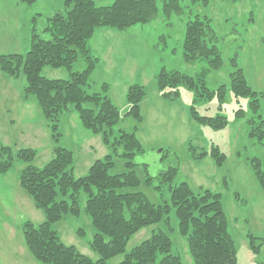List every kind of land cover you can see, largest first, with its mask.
<instances>
[{
	"label": "rangeland",
	"instance_id": "374dc122",
	"mask_svg": "<svg viewBox=\"0 0 264 264\" xmlns=\"http://www.w3.org/2000/svg\"><path fill=\"white\" fill-rule=\"evenodd\" d=\"M93 2L96 6H108L113 0ZM178 4L181 12L166 16L162 11V0H156L157 15L145 25L125 31L105 27L96 29L87 43L90 54L97 59L96 72L92 76L90 73L89 86L85 90L88 93L99 92L102 82L108 84V95L113 96L112 102L123 116L129 109L123 89L129 84L143 86L146 97L139 104L141 123L123 116L119 125L129 133L134 132L136 126L135 135L144 149L134 158V163L139 165L135 173L140 184L133 191L141 192L151 203L159 204L158 193L146 184L145 177H154L173 163H179L173 184L184 182L195 194L205 190L220 194L236 250V264H264V192L249 165V160L256 158L264 170V141L248 136L251 124L247 120L253 117L249 109L252 99L234 98L229 78V74L239 68L247 86L257 95H264V0H178ZM63 7L64 0H36L32 4L0 0V54L26 53L30 49L33 27L47 39L48 35L41 33L45 22ZM195 15L209 20L208 26L215 36V46L222 59L219 70L204 74L206 87L216 91L223 86L226 90L220 109L214 96L210 101L202 100L195 106L202 116H224L227 123L223 129L199 125L189 118L192 100L189 92L180 90L177 100L165 101L159 98L155 85L156 76L162 70L199 76L207 68L203 61L192 64L183 61L185 25ZM34 17L37 22H33ZM40 75L53 80L69 78L66 69L47 66ZM25 86L22 69L17 78L0 71V143L14 152L34 150L33 165L37 168L50 160L55 146L67 148L74 157V177L85 175L93 162L107 152L100 137L85 130L77 114L71 111L61 114V136L53 142L35 98L23 99ZM155 98L157 102L154 104ZM258 99V114L264 120V98ZM240 108L244 115L237 119L235 112ZM189 144L197 148V154L200 150L207 154L200 159L193 158ZM212 146L224 154L221 166L216 165L209 154ZM162 150L165 154L161 159ZM22 167V162L15 160L7 173L0 174V264H39L25 247L21 226L25 221L40 224L44 217L19 187L18 174ZM124 171V161L116 159L109 174ZM168 197L164 187L163 198L168 200ZM84 201L85 196L81 194L77 217L65 215L52 228L65 245L74 246L82 255L96 260V254L88 247L95 230L83 212ZM167 218V224L162 221L157 227L144 228L136 233L127 243V250L148 238L151 230L157 228L169 236L172 253L180 257L182 264H192L186 238L177 232L173 209ZM78 229L84 231L82 236L76 235ZM248 235L262 240L258 254L250 250ZM120 260L121 257H116L111 263Z\"/></svg>",
	"mask_w": 264,
	"mask_h": 264
},
{
	"label": "trees",
	"instance_id": "16d2710c",
	"mask_svg": "<svg viewBox=\"0 0 264 264\" xmlns=\"http://www.w3.org/2000/svg\"><path fill=\"white\" fill-rule=\"evenodd\" d=\"M20 1L25 4L34 2ZM181 10L178 0H162V11L166 16ZM157 11L156 0H113L108 6H96L93 0H64L63 10L56 11L45 22L41 33L47 34V39L42 38L33 27L30 49L26 53L0 54V71L17 78L22 69L26 80L23 99L35 98L53 142L61 136V114L73 111L82 127L99 136L107 150L102 158L93 162L85 175L75 178L73 153L67 148L55 146L50 160L37 168L33 165L36 157L34 150L14 152L0 143V174L7 173L15 160L21 161L23 167L18 174L19 187L44 217L40 224L25 221L21 226L25 247L39 264H114L111 261L116 257H121V260L115 264H182L180 257L172 253L169 236L157 228L151 230L148 238L127 250V243L140 230L157 227L162 221L167 224L171 209L177 219V232L186 238L192 264H236V250L228 231V219L222 209L220 194L210 190L195 194L184 182L173 184L179 163H173L154 177H145L146 184L158 193L159 204L151 203L143 193L133 191L140 184L135 173L139 165L134 163V158L144 149L135 135L136 126L134 132L129 133L119 125L123 116L141 123L139 104L146 96L144 87L138 84L128 86L125 100L129 109L123 116L108 95V84L103 83L99 92L88 93L85 90L97 63L87 48L94 31L101 27L123 31L145 25L155 19ZM208 21L198 15L190 18L185 25L182 44L183 61L186 64L203 61L207 66L205 71L199 76H191L176 70H162L156 76L155 85L160 98L165 101L177 100L180 90L189 92L192 96L189 118L199 125L223 129L227 123L224 116H202L195 106L202 100L210 101L214 96L220 109L226 94L223 86L212 91L204 81L205 73L217 71L222 65ZM46 66L66 69L69 78L53 80L41 76ZM229 76L234 98L252 99L249 109L253 117L247 120L251 124L248 136L264 141V120L258 114V98H264V95H257L247 86L239 68ZM235 113L237 119L244 115L241 108ZM188 149L193 151L195 159L207 154L202 150L197 154V148L191 144ZM164 154L165 150H162L161 159ZM209 154L216 165H222L224 154L216 147L212 146ZM116 159L124 161L125 171L111 175L109 172ZM249 165L264 192L261 162L253 158L249 160ZM164 187L169 194L168 200L163 198ZM81 194L85 196L83 212L95 230L88 247L96 254V260L82 255L74 246L65 245L52 228L65 215H79ZM83 233L82 229L76 231L77 236ZM247 239L250 250L258 254L262 240L252 235H248Z\"/></svg>",
	"mask_w": 264,
	"mask_h": 264
},
{
	"label": "crops",
	"instance_id": "0c3cea01",
	"mask_svg": "<svg viewBox=\"0 0 264 264\" xmlns=\"http://www.w3.org/2000/svg\"><path fill=\"white\" fill-rule=\"evenodd\" d=\"M34 1H36V0H34ZM33 3H34V2H33ZM53 9H54V8H53ZM54 10H55V9H54ZM50 12H51V11H50ZM50 12H49V13H50ZM49 13H48V14H49ZM36 14H37V15H38V14H41V12H36ZM48 14H47V15H48ZM98 30H99V29H98ZM96 31H97V30H96ZM96 31H95V32H96ZM124 31H125V30H124ZM103 32H104V31H103ZM117 34H118V33H117ZM95 72H96V68H95V70L92 71L91 76H92V74H95ZM102 83H105V82H102ZM102 83H101V84H102ZM101 84H100V85H101ZM100 85H99V88H98V89H100ZM128 86H130V84H129ZM128 86H126V87L123 89L124 92L127 90ZM145 97H146V96H145ZM145 97H144V98H145ZM110 98H111V100H113V96H110ZM159 98H160V97H159ZM155 99H156V98H155ZM156 102H157V99L155 100L154 104H155Z\"/></svg>",
	"mask_w": 264,
	"mask_h": 264
}]
</instances>
